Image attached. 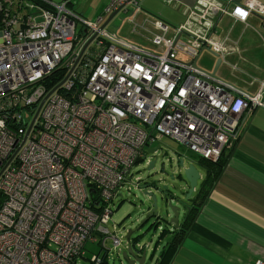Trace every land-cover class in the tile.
<instances>
[{"label":"built area","instance_id":"built-area-1","mask_svg":"<svg viewBox=\"0 0 264 264\" xmlns=\"http://www.w3.org/2000/svg\"><path fill=\"white\" fill-rule=\"evenodd\" d=\"M13 1L0 0V264H72L86 242L121 244L106 227L109 204L147 148L168 137L216 161L262 93L188 64L203 48L224 52L210 22L172 26L137 0H108L93 22L64 2L17 18ZM208 9L243 23L264 15L257 0L208 4L203 19ZM113 11L124 16L107 35ZM91 45L97 59L79 76Z\"/></svg>","mask_w":264,"mask_h":264},{"label":"crops","instance_id":"crops-1","mask_svg":"<svg viewBox=\"0 0 264 264\" xmlns=\"http://www.w3.org/2000/svg\"><path fill=\"white\" fill-rule=\"evenodd\" d=\"M43 1L51 6L64 2L87 22L95 20L88 21L85 10L75 11L72 0ZM257 1L264 6V0ZM234 3L233 0H148L147 5H142L144 11L172 26L186 24L195 32L210 22L212 36L225 46L223 53L218 52L224 66L218 67L215 79L243 95H255L260 90L262 93L261 105L242 113L239 134L224 148L225 159L206 183L200 207L183 226L185 232L173 241L174 253L168 264L264 261V15L251 11L244 23L226 12L209 9L204 15L206 19L201 16L208 4L228 9ZM187 156L194 160L202 176L206 175L207 164L198 157ZM166 239L157 244L155 257L165 251ZM151 261L149 264H156Z\"/></svg>","mask_w":264,"mask_h":264},{"label":"water","instance_id":"water-1","mask_svg":"<svg viewBox=\"0 0 264 264\" xmlns=\"http://www.w3.org/2000/svg\"><path fill=\"white\" fill-rule=\"evenodd\" d=\"M148 0H141L139 4H143ZM236 3H241V0H233ZM113 11L108 15L102 27L105 26L115 15ZM94 33L87 42L83 45L79 55L82 54L86 46L91 42L95 36ZM207 51L214 58V65L212 71L208 72L198 66L197 60L203 51ZM191 66L196 70L206 73L212 78H218L216 71L222 63V59L218 52L210 48H203L192 59ZM159 145L149 148V153H154L159 149ZM177 158L175 163H168L169 172H167L164 162L161 164L160 174L156 179H149L152 175L150 170L153 162L146 168L147 173L143 176H138L136 184L142 179H149L147 183H141L136 186L141 192V206L138 216H143L140 223L133 228H128L124 236L126 240V249L122 251L121 256L127 264H149L152 260L154 252L158 249L157 244L164 241V245L171 244L176 238V233L181 231L183 225L189 220L193 212L200 207V197L206 191V175L202 176L201 172L194 164V160L188 156H181L179 152L173 151ZM143 161V158H138L136 162ZM155 161V159H154ZM158 170L153 173L157 174ZM164 175L166 177L164 178ZM168 178L171 182L166 183L164 180ZM164 183L159 186L156 183ZM159 202L160 205H159ZM149 223L148 229L152 228L154 232L149 236L147 242H141L143 230L140 232L142 225ZM156 229L158 230L157 235ZM103 245V244H102ZM155 259V258H154Z\"/></svg>","mask_w":264,"mask_h":264},{"label":"rangeland","instance_id":"rangeland-1","mask_svg":"<svg viewBox=\"0 0 264 264\" xmlns=\"http://www.w3.org/2000/svg\"><path fill=\"white\" fill-rule=\"evenodd\" d=\"M108 2V0H72L71 4L74 5L75 11H87L86 15L88 17V21L94 20L98 15L97 13L100 12L102 7ZM147 5V2L140 4ZM24 7L19 10V15H23L28 11H31L29 7ZM103 10V9H102ZM33 11V10H32ZM123 14L118 12L103 28V30L107 33V35H113L116 31V28L121 24ZM82 18V17H81ZM84 19V18H82ZM85 20V19H84ZM87 20V19H86ZM82 27V22L78 21L77 30ZM126 30L125 27H122L120 31L124 32ZM197 64L199 67L204 69L205 71H212L214 65V58L207 52L203 51L198 60ZM224 66L223 64L221 65ZM219 70H217V73ZM218 75V74H217ZM159 145V149L156 153L159 156V159L156 163V168L150 171L152 173L151 176L156 175L153 173L155 170L157 171V175L162 177L160 174L161 164L164 162V166L166 167L167 172H169V167L167 163L168 157H176L173 151L176 153L179 152L181 156H197L194 152H191L183 145L178 143L177 141L168 138L162 137L158 142H155L154 146ZM193 156V157H195ZM174 158V159H175ZM202 168V167H201ZM147 173L146 170V163L145 161L135 162L131 169V175L126 178V180L117 188L116 195L110 202L109 206L111 209V213L109 214L108 222L106 227L113 232V236L118 237L121 239V244L117 247L114 246L111 238L107 239L104 242L103 247H99L97 242H86L84 247V252L80 256L77 257L76 261L77 264H94L93 259L94 256L97 255L99 258L104 255L106 264H127L126 261L122 258L121 253L123 250L126 249V240L124 238L126 234V230L128 228H133L135 225H138L142 219L141 216H138L140 212V198L141 192L139 189L136 188V179L138 176H143ZM166 175H164V178ZM166 183H170L171 181L166 178L164 180ZM158 184L159 186L163 185ZM161 202H159L160 205ZM149 223L142 225L140 228V232L143 230L142 237L140 238L141 242H147L149 236L154 232L152 228H149ZM159 229H156V235Z\"/></svg>","mask_w":264,"mask_h":264},{"label":"trees","instance_id":"trees-1","mask_svg":"<svg viewBox=\"0 0 264 264\" xmlns=\"http://www.w3.org/2000/svg\"><path fill=\"white\" fill-rule=\"evenodd\" d=\"M14 1H13V4H12V14L15 15L17 18L21 17V16H26L29 13L31 15H33V16H37L38 17L41 8H50L51 7V5H49L47 2H45L43 0H25L24 3H21L22 0H14ZM10 2H12V0H10ZM24 4L26 5L25 7H29L31 9V11H28L27 13H25L23 15H19L18 12H19V10H21L24 7ZM140 7H141V5H140ZM10 16H12V15H10ZM158 18L162 19L161 17H158ZM23 24H24L23 22H19L18 24L16 23L14 26L17 28V27H20ZM81 29L82 28H80L78 30L76 29V34L75 35H76L77 39L78 38H82V36L83 37L86 36L85 33L83 31H81ZM91 50L93 51V45H91V46H89L87 48V51L82 55V57L80 59V62H79V66L80 67H79V72H78L79 76H84L86 74L87 69L90 68L95 63V61L97 59L96 53L92 52ZM223 151L220 154V156L218 157V159L216 161H214V162H212V161H210L208 159H205V158H203V157H201L200 155L197 154L198 158H200V160L202 162L206 163L207 166H208V169H207V180H206L207 183L213 177L212 174L215 175L217 173V171H219V167H221V164H222V162L225 159L224 158L225 156H223ZM193 156H195V155H193ZM195 157H197V156H195ZM190 217H189V219H190ZM186 223H185V225H186ZM183 232H185V231L183 230ZM175 239H173L174 242H175ZM97 243L99 244V247H101L100 241L97 242ZM163 247H166L165 249H163L165 251H163V253L162 252L159 253L156 257L153 255L151 262H155L156 264H168V262L173 257V253H174L173 242L171 244H166ZM92 261H93L94 264H106L104 255L102 257H100V258L97 255H95V257H94V259ZM72 264H77L76 259L72 262Z\"/></svg>","mask_w":264,"mask_h":264},{"label":"flooded vegetation","instance_id":"flooded-vegetation-1","mask_svg":"<svg viewBox=\"0 0 264 264\" xmlns=\"http://www.w3.org/2000/svg\"><path fill=\"white\" fill-rule=\"evenodd\" d=\"M153 147V146H152ZM152 147H149V148H152ZM149 148H147L146 150H145V154H144V158H143V160L145 161V163H146V168L149 166V164L151 163V162H153V164H152V168H151V170L150 171H152L153 169H155L156 168V163H157V161H158V159H159V156H158V154L156 153V152H154V153H149L147 150L149 149ZM154 159H155V161H154ZM168 160H169V162L168 163H175L174 162V158L173 157H168ZM164 165H162V167H163ZM159 177V175H154V176H151L149 179H156V178H158ZM149 179H142V180H140L136 185H138V184H141V183H147V180H149ZM159 183H156V185H158ZM185 225V224H184ZM183 225V226H184ZM183 228V227H182ZM183 232V229L181 230V231H178L177 233H176V237H178L181 233ZM155 254H156V252H155Z\"/></svg>","mask_w":264,"mask_h":264},{"label":"clouds","instance_id":"clouds-1","mask_svg":"<svg viewBox=\"0 0 264 264\" xmlns=\"http://www.w3.org/2000/svg\"><path fill=\"white\" fill-rule=\"evenodd\" d=\"M101 245V247H103L104 246V243H103V245L102 244H100ZM126 247V246H125Z\"/></svg>","mask_w":264,"mask_h":264},{"label":"bare ground","instance_id":"bare-ground-1","mask_svg":"<svg viewBox=\"0 0 264 264\" xmlns=\"http://www.w3.org/2000/svg\"><path fill=\"white\" fill-rule=\"evenodd\" d=\"M206 159V158H205Z\"/></svg>","mask_w":264,"mask_h":264}]
</instances>
